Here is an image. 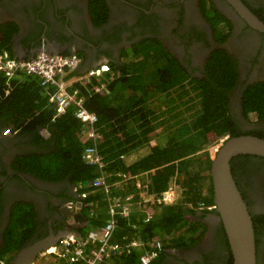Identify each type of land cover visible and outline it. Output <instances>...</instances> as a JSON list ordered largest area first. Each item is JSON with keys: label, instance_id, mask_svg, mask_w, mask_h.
Masks as SVG:
<instances>
[{"label": "flooded vegetation", "instance_id": "1", "mask_svg": "<svg viewBox=\"0 0 264 264\" xmlns=\"http://www.w3.org/2000/svg\"><path fill=\"white\" fill-rule=\"evenodd\" d=\"M239 1L264 23V0ZM143 43L159 44L199 80L209 75L208 61L222 56L234 78L224 90L237 135L264 139V102L255 111L245 103L264 83V31L229 0H0V54H76L87 72L123 65ZM40 136L49 139L46 127L13 129L0 117V264H13L24 247L58 242L78 223L81 186L72 175L26 164L54 151ZM231 172L253 223L255 264H264V156L237 155ZM208 206L188 216L189 239L164 245L151 264H233L220 215Z\"/></svg>", "mask_w": 264, "mask_h": 264}, {"label": "trees", "instance_id": "2", "mask_svg": "<svg viewBox=\"0 0 264 264\" xmlns=\"http://www.w3.org/2000/svg\"><path fill=\"white\" fill-rule=\"evenodd\" d=\"M158 46L143 43L131 57L126 55L123 65H110L101 75L76 83L85 107L97 115L94 142L72 108L52 120L54 105L38 77L7 78L0 73V117L13 129L44 126L50 137L39 138L53 142V152L26 158V164L55 173L66 170L75 183L87 184L81 189L86 197L77 216L82 226L73 231L103 222L104 215L94 212L100 201L105 202L103 188L89 185L101 171L113 196L131 195L133 211L129 218H118L130 236L165 237L166 246L184 243L187 233L195 230L188 216L200 205H213L211 160L225 137L237 135L224 90L232 87L234 78L220 55L208 61L209 75L199 80ZM250 94L246 110L255 111L264 102V83L250 89ZM89 146L96 147L101 169L83 158ZM143 146L149 152L126 165L122 157ZM144 215L150 219L139 232L127 227ZM123 261L137 264L135 254Z\"/></svg>", "mask_w": 264, "mask_h": 264}, {"label": "built area", "instance_id": "3", "mask_svg": "<svg viewBox=\"0 0 264 264\" xmlns=\"http://www.w3.org/2000/svg\"><path fill=\"white\" fill-rule=\"evenodd\" d=\"M79 67L80 60L76 54L40 51L24 59L0 54V73L7 78L21 75L38 77L40 85L46 91L48 101L54 105L52 120L72 108V114L86 126L88 138L94 142L96 139L94 124L97 122V115L85 107L84 98L76 83L86 82L92 76L101 75L108 70V66L102 65L83 74L77 73ZM83 158L87 163L97 164L101 169L102 163L95 146L86 147ZM79 185L82 189V184ZM89 185L103 188L105 202L100 201L94 210L95 215H104L102 224L98 227L86 228L83 232H69L55 245L40 251L36 258L46 257L49 264H126L123 258L135 254L137 264H151L163 250L165 237L143 239L139 235L135 237L125 233V227L120 225L118 218H129L133 211L131 195L113 196V190L110 189L111 185L107 184L104 171L91 179ZM80 195L83 199L86 197V192L82 190ZM102 207H105L104 211ZM212 207L208 206V208ZM92 213L93 210L90 211L91 215ZM149 219V215H144L140 221L127 223V227L139 232ZM76 226L82 224L77 223Z\"/></svg>", "mask_w": 264, "mask_h": 264}, {"label": "water", "instance_id": "4", "mask_svg": "<svg viewBox=\"0 0 264 264\" xmlns=\"http://www.w3.org/2000/svg\"><path fill=\"white\" fill-rule=\"evenodd\" d=\"M248 21L264 31L259 21L239 0H229ZM241 154L264 156V139L253 135H236L226 138L217 148L210 164V178L214 209L222 220L233 264H255L254 228L245 201L231 172V160ZM56 241L22 248L13 264H33L36 254Z\"/></svg>", "mask_w": 264, "mask_h": 264}, {"label": "crops", "instance_id": "5", "mask_svg": "<svg viewBox=\"0 0 264 264\" xmlns=\"http://www.w3.org/2000/svg\"><path fill=\"white\" fill-rule=\"evenodd\" d=\"M79 70H80V67H79L77 73H79V74L85 73V72H83L81 70L79 71ZM148 152H149V147L143 146V147H140L139 149H137L131 153L124 155L122 157V159L126 165H130V164L134 163L135 161H137L138 159H140L141 157L145 156Z\"/></svg>", "mask_w": 264, "mask_h": 264}, {"label": "rangeland", "instance_id": "6", "mask_svg": "<svg viewBox=\"0 0 264 264\" xmlns=\"http://www.w3.org/2000/svg\"><path fill=\"white\" fill-rule=\"evenodd\" d=\"M213 145V144H212ZM216 146V143L213 145V147ZM83 186V189L87 186V184H82ZM102 210H105V207H102ZM188 237L190 236V234H188ZM36 264H41V263H46V264H49V261L46 257H38L36 258V261H35Z\"/></svg>", "mask_w": 264, "mask_h": 264}, {"label": "clouds", "instance_id": "7", "mask_svg": "<svg viewBox=\"0 0 264 264\" xmlns=\"http://www.w3.org/2000/svg\"><path fill=\"white\" fill-rule=\"evenodd\" d=\"M104 65H106V64H104ZM106 66H108V65H106ZM108 70H109V66H108Z\"/></svg>", "mask_w": 264, "mask_h": 264}]
</instances>
